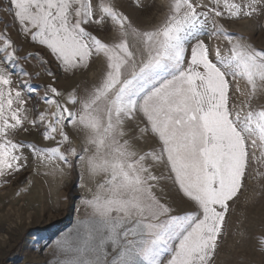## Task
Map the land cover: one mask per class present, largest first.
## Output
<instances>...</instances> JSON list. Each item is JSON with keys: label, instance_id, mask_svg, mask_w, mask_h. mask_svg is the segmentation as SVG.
Segmentation results:
<instances>
[{"label": "snow or ice", "instance_id": "6c2138e0", "mask_svg": "<svg viewBox=\"0 0 264 264\" xmlns=\"http://www.w3.org/2000/svg\"><path fill=\"white\" fill-rule=\"evenodd\" d=\"M260 3L171 0L164 22L140 31L112 0H10L20 30L46 46L65 70L86 66L94 55L106 58L100 82L83 96L70 95L74 110L61 104L60 93L49 85L41 99L55 111L29 121L46 122L45 137L61 138L53 148L31 145L38 156L69 167L75 157L90 178L103 177L85 201L92 212L81 222L78 242L60 245L66 253L61 264H213L229 204L243 187L258 142L264 156V107L253 108L250 100L247 110L230 103L238 79L248 85L250 99L264 91V49L229 32L217 18L251 16ZM107 22L118 27V42L88 30ZM205 34L223 37L227 51L220 46L210 51L200 38ZM130 35L139 39L138 50L130 47ZM0 38V51L15 66L20 58L8 51L12 40ZM20 71L29 75L22 66ZM21 83L36 93L30 81ZM12 84L11 73L0 67V176L23 166L18 152L23 145L9 133L28 115ZM138 117L144 121L139 136L126 138L127 125ZM67 124L85 133L80 151L71 146ZM146 134L159 146L140 151L135 142ZM61 145L68 147L62 151ZM157 165H166L169 175H156ZM165 178L195 203L194 210L173 214L161 202L154 189Z\"/></svg>", "mask_w": 264, "mask_h": 264}, {"label": "rangeland", "instance_id": "374dc122", "mask_svg": "<svg viewBox=\"0 0 264 264\" xmlns=\"http://www.w3.org/2000/svg\"><path fill=\"white\" fill-rule=\"evenodd\" d=\"M199 2L211 6V0ZM112 3L129 18L134 28L148 31L164 22L171 0H112ZM9 8L10 0H0V34L12 40L8 51L14 49L20 59L14 66L0 51V67L11 73L13 89L21 91L26 101L22 107L27 109L28 121L9 133V139L23 145L18 150L22 155L19 163L23 166L19 171L0 176V264H61L66 253L60 245L78 242L81 222L92 212L85 201L92 198L103 177L90 178L75 157L69 167L38 156L31 145L53 148L61 138L59 134L54 139L45 137L46 122L32 124L29 121L37 119L41 112L55 111V105L41 99L49 91V85L60 93L59 102L74 110L70 95L83 96L86 90L100 82L106 71V58L103 54L94 55L86 66L65 70L46 46L32 41L30 35L20 30ZM217 21L257 49H264V0L251 16L231 19L225 16ZM207 27L211 28V19ZM88 30L105 42H118L121 38L118 27L111 22L99 29L92 26ZM200 38L209 45L210 51L216 46L224 51L229 47L223 37L205 34ZM128 39L133 50L141 47L137 37L130 35ZM3 43L4 38H0V45ZM21 66L28 76L21 74ZM22 80L30 81L36 93H29ZM230 97V103L237 109L244 107L247 110L249 100L253 108L264 107V91L250 99L248 85L242 79L233 82ZM143 126L144 121L139 117L130 122L127 125L129 137L126 138H131L133 133L139 136L138 128ZM65 131L72 140L71 146L80 151L85 144L84 131L74 129L71 124L66 125ZM135 146L140 151H147L159 145L153 135L146 134L135 142ZM66 147L68 145H61V150ZM261 153L258 142L250 151L243 187L229 204L213 264H264V156ZM153 170L158 176L169 175L166 165H157ZM154 191L161 202L173 209V214L182 215L196 207L171 179L161 180Z\"/></svg>", "mask_w": 264, "mask_h": 264}]
</instances>
